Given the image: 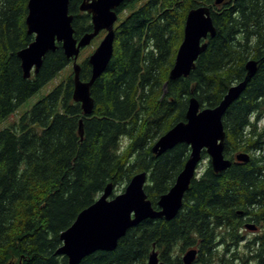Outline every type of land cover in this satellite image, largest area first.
Returning a JSON list of instances; mask_svg holds the SVG:
<instances>
[{"label": "trees", "instance_id": "1", "mask_svg": "<svg viewBox=\"0 0 264 264\" xmlns=\"http://www.w3.org/2000/svg\"><path fill=\"white\" fill-rule=\"evenodd\" d=\"M82 1L69 6L77 39L93 31ZM28 2L0 0V121L72 63L58 43L39 72L24 77L18 52L34 39ZM200 5L210 8L216 35L188 77L171 79L187 14ZM116 10L114 55L91 87L93 113L85 115L73 99L72 70L0 131V264H66L57 254L61 233L109 183L115 195L139 172L149 173L145 191L159 209L191 147L180 143L157 156L152 146L186 121L192 97L202 107L217 106L245 78L250 59L257 72L223 117L232 165L218 173L210 160L201 163L174 219H146L115 250L96 251L80 264H148L153 249L161 260L183 264L190 248L199 250L193 264H264V0H126ZM80 64V78L89 80L88 57ZM242 151L249 161L235 159ZM248 221L260 227L250 237Z\"/></svg>", "mask_w": 264, "mask_h": 264}, {"label": "water", "instance_id": "2", "mask_svg": "<svg viewBox=\"0 0 264 264\" xmlns=\"http://www.w3.org/2000/svg\"><path fill=\"white\" fill-rule=\"evenodd\" d=\"M126 0H83L80 10L92 17L93 31L80 39L75 37L70 14L71 0H29L26 24L33 41L18 52L25 78L37 74L45 55L55 51L61 43L67 58L72 59L74 71L73 99L81 103L83 113L91 115L95 102L91 87L107 69L115 49V25L119 19L117 8ZM225 0H216L221 4ZM102 31L106 34L88 57L92 67L89 80L80 78L81 64L78 62L81 50ZM216 27L210 8L200 5L191 9L186 17L183 40L177 50L170 78L188 77L195 67L198 57L207 49L209 37H215ZM258 63L250 59L246 63L247 74L242 81L233 84L215 107H202L196 97L189 100L186 121L176 123L160 136L152 146V152L159 156L180 143L191 147L190 156L178 174L174 185L161 195L159 209L154 208L145 191L148 172L135 174L125 189L114 195V185L109 183L102 194L90 206L77 215L71 226L61 233L62 246L57 254L67 257L66 264H80L88 255L96 251H113L120 238L127 231L146 219H174L183 206V199L192 180L198 176L203 162L202 152L209 156L214 171L227 170L233 160L225 155L226 132L223 117L227 109L243 94L251 78L256 74ZM83 120H80V134L83 136ZM239 162L250 160V154L242 151L235 155ZM246 228L256 230L255 223H247ZM199 250L188 249L182 256L183 264H193ZM7 264H16L9 262ZM148 264H171L161 260L158 251L153 249Z\"/></svg>", "mask_w": 264, "mask_h": 264}, {"label": "rangeland", "instance_id": "3", "mask_svg": "<svg viewBox=\"0 0 264 264\" xmlns=\"http://www.w3.org/2000/svg\"><path fill=\"white\" fill-rule=\"evenodd\" d=\"M102 38H103V35H100V37L94 39L95 41L93 40L90 45H88L87 47H85L81 50V53H80L79 58H78L79 63H81L82 60L86 59L87 57H89L93 53V51L99 45ZM72 70H73V66H72V63H70L69 66L64 71H62L60 76H58L57 78L48 82L38 92H36L33 96H31L29 99H27L25 102H23L15 112H13L7 118L0 121V131L5 129V128H8V127L12 126L14 123H16L23 113L30 110L32 108V106H34L39 100H41L51 90H53V88L61 81L62 77L68 76V74L71 73ZM126 142L127 141H125L124 144H126ZM208 162H209V158L204 159L202 162V167L207 165ZM120 192H122V191H118L117 193H120ZM252 235H253V233L248 231L246 236L250 237Z\"/></svg>", "mask_w": 264, "mask_h": 264}, {"label": "flooded vegetation", "instance_id": "4", "mask_svg": "<svg viewBox=\"0 0 264 264\" xmlns=\"http://www.w3.org/2000/svg\"><path fill=\"white\" fill-rule=\"evenodd\" d=\"M117 22H118V21H117ZM115 26H116V25H115ZM105 32H106V31H105ZM105 34H106V33H105ZM105 34H104V35H105ZM104 35H103V37H104ZM101 40H102V39H101ZM251 222L254 223V221H248V222H246V224H247V223H251ZM246 224H245V228H246ZM246 229H248V228H246ZM259 229H260V227H257L256 230H259ZM248 230H250V229H248ZM256 230H250V231L252 232V231H256Z\"/></svg>", "mask_w": 264, "mask_h": 264}]
</instances>
